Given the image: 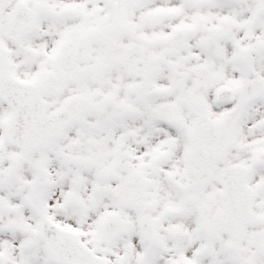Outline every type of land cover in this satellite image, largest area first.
I'll return each instance as SVG.
<instances>
[{
  "label": "snow or ice",
  "instance_id": "1",
  "mask_svg": "<svg viewBox=\"0 0 264 264\" xmlns=\"http://www.w3.org/2000/svg\"><path fill=\"white\" fill-rule=\"evenodd\" d=\"M0 264H264V0H0Z\"/></svg>",
  "mask_w": 264,
  "mask_h": 264
}]
</instances>
